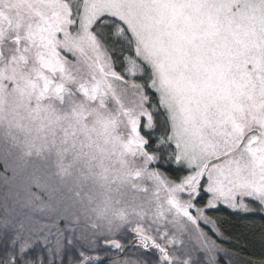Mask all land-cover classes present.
Returning <instances> with one entry per match:
<instances>
[{"label":"snow or ice","instance_id":"snow-or-ice-1","mask_svg":"<svg viewBox=\"0 0 264 264\" xmlns=\"http://www.w3.org/2000/svg\"><path fill=\"white\" fill-rule=\"evenodd\" d=\"M0 131V264H264V0H0Z\"/></svg>","mask_w":264,"mask_h":264},{"label":"trees","instance_id":"trees-1","mask_svg":"<svg viewBox=\"0 0 264 264\" xmlns=\"http://www.w3.org/2000/svg\"><path fill=\"white\" fill-rule=\"evenodd\" d=\"M258 229H257V233H258ZM245 251L247 253H250L251 255L253 256H260L262 251H264V249L261 248V242L258 238V235L257 237L253 238L250 242V247L245 249Z\"/></svg>","mask_w":264,"mask_h":264},{"label":"clouds","instance_id":"clouds-1","mask_svg":"<svg viewBox=\"0 0 264 264\" xmlns=\"http://www.w3.org/2000/svg\"><path fill=\"white\" fill-rule=\"evenodd\" d=\"M5 150H11V145L6 142L3 132L0 131V152H3ZM5 195H8V193L7 192L0 193V198H3V196Z\"/></svg>","mask_w":264,"mask_h":264}]
</instances>
